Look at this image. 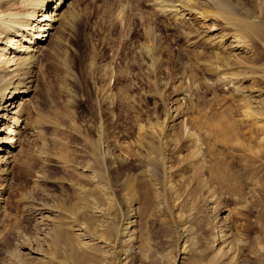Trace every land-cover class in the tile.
<instances>
[{
    "label": "rangeland",
    "instance_id": "obj_1",
    "mask_svg": "<svg viewBox=\"0 0 264 264\" xmlns=\"http://www.w3.org/2000/svg\"><path fill=\"white\" fill-rule=\"evenodd\" d=\"M151 1L76 0L61 46L73 113L52 86L60 128L33 125L22 138L0 264L48 263L54 250L64 264H264V158L238 143L254 129L244 105L264 122V43L242 31L256 2L192 0L205 18L174 20Z\"/></svg>",
    "mask_w": 264,
    "mask_h": 264
},
{
    "label": "bare ground",
    "instance_id": "obj_2",
    "mask_svg": "<svg viewBox=\"0 0 264 264\" xmlns=\"http://www.w3.org/2000/svg\"><path fill=\"white\" fill-rule=\"evenodd\" d=\"M198 1L210 4L213 0ZM254 1L256 3L250 6L252 8L246 12L247 18L244 20L242 26L243 37L248 40L255 36L264 43V0ZM151 2L156 6V10L160 12V16L165 19H183L185 16L200 19L205 18L203 14L190 5L192 0H152ZM218 4L220 5V3ZM77 6L76 0H0V220L6 214L8 207V199H6L4 193L6 194V190L9 188L14 163H19L20 166L24 167L25 161H21V155L25 150L21 142L22 138L25 137V132L33 125H38V127L51 126L56 131L60 128L57 124L58 120L56 123V120L53 118L57 115L55 112L58 110L56 108L55 110H51L53 109L52 107L46 106L50 87L55 86L60 90L59 92L62 91L64 93L65 99L63 101L65 102V106H67V109L65 108L66 112L73 113V111L71 112V108L74 104V94L72 89L67 87L68 85L65 84L64 79L72 81L76 79V75L72 59L68 56V52L62 50L61 46L65 45L64 33L68 29L75 28L78 18ZM253 8L258 12L257 16L253 15ZM224 15L225 19L226 17L228 18L226 14ZM208 31H212V29H208ZM247 45L239 41V44L236 46L249 50L250 45ZM144 51L143 56L145 59L151 60L147 47ZM262 70L260 72L261 75ZM256 76H259L258 73L252 71L250 80L254 82V80H257L255 79ZM240 80H242L241 77H236L235 79L237 84ZM240 85L238 84V87H236L238 90L240 89ZM45 97H47L46 100ZM246 105L243 108L244 116L250 120L254 129L250 133H247L248 135L246 134L247 137L251 135L249 143H246L244 140H239L238 143L242 149L251 147L256 159L259 161L262 160L261 158H264V122L261 121L259 114L254 109L251 110V107L248 106L249 104ZM169 122L171 126L180 123L175 116ZM240 135L242 136V133ZM91 146L92 149L94 148L93 152L97 153L96 148H101V142L98 145L94 144ZM93 152L91 151V155H93ZM98 156L100 157L96 159L97 162L101 161V164L105 162L106 164L111 163L108 155ZM56 157L54 158L55 160ZM91 159L92 157L90 156ZM145 168H143L142 172L147 173V169ZM131 182L128 181L127 184H131ZM76 231L80 233L82 228L80 227ZM129 233L130 230H127L126 232H120L119 235L120 237H125ZM60 238L62 240V237ZM57 242L56 245L54 244L55 246L58 245ZM68 243V245H65L68 246V250H71L70 241ZM54 251L50 253L47 259L48 263L42 264L65 263L66 260L64 261L63 259L60 261L55 260L52 254ZM33 252L31 251L30 253ZM7 258L15 264H25L19 261L18 256L12 255Z\"/></svg>",
    "mask_w": 264,
    "mask_h": 264
}]
</instances>
